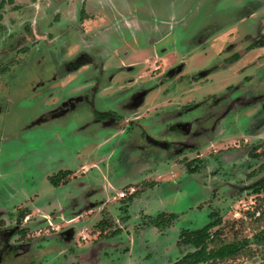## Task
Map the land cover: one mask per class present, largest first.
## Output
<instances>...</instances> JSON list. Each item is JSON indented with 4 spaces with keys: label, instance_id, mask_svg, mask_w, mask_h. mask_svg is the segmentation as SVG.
Returning a JSON list of instances; mask_svg holds the SVG:
<instances>
[{
    "label": "rangeland",
    "instance_id": "374dc122",
    "mask_svg": "<svg viewBox=\"0 0 264 264\" xmlns=\"http://www.w3.org/2000/svg\"><path fill=\"white\" fill-rule=\"evenodd\" d=\"M101 1L102 5L98 3L99 0H93L90 5V8L98 12L87 7L85 14L82 15L81 8H84L86 0H11L6 6H0V15L10 18L6 21L7 24L10 21L16 26L20 23L26 24L28 30L34 26L30 20L38 17L43 18V22L46 20L44 17H47L61 25L59 32L62 30L67 36L60 39L58 51L54 55L59 76L66 70L64 64L69 58L66 55L67 47L74 52L73 57L86 51L93 54L98 62L103 50L107 53L116 46L111 38L120 34L121 30L123 36L125 34L130 36L127 33L129 31L125 29V20L119 18L118 11L126 14L134 10L133 8L137 5L140 9L138 13L149 10L152 13L149 17L154 22L167 24L170 37L178 46L174 51L175 61H187L185 70L180 74L183 80L175 86L176 89L170 91V94L167 92L169 88H164L162 94L152 93L148 98L152 102L142 108L145 109L146 106L150 108L149 112H145V117H141L139 124L131 131L117 137L105 148L108 150L119 142V147L110 161L111 172L114 170L116 174L114 177L117 180V191L110 192V195L116 196L120 190L128 192L131 186L137 191L142 187L146 189L128 210L125 207L127 199L122 200L117 195L90 223L84 221L86 218L92 219L93 216L89 217L88 214L80 217L82 220L71 221L78 211L87 209L86 204L90 203V199L87 198V196L90 197L88 191L90 188H86L83 181L98 188L102 185L101 175L97 170L83 173L77 168L84 159L91 160L96 156V144L108 135L109 131H113L92 120L93 104L100 108L115 105L119 99L129 102L132 100L133 89H124L116 94L114 91L110 94L113 96L110 99L97 94L95 99L78 101L75 108L58 116L55 120L41 119L40 114L43 112L45 99L40 96L46 95L52 88L49 85H37L43 76L42 69L39 67L40 61L35 64L27 60L26 66L19 70L23 82L11 88L10 99L4 104L5 115H0V210L3 211L11 206L7 216L0 215V221L13 226L28 220L29 217L26 218V215L31 216L34 212V216L28 220L23 228L24 231L19 230L18 234L21 237L18 239L15 236L11 240V242L22 241V246L9 251V244L3 243L4 238L0 233V264H79L77 258L85 256L88 259H85L83 264H128L130 262L132 264H171L186 252L195 249L192 245H178L181 230H194L204 226L210 221L211 212H216L222 218V223L213 228V230L221 228L219 243L229 242L235 238H252L259 229L264 227V221L259 218L258 213L263 212L264 215V190L258 194L249 190L231 191V188L223 183L230 178V175L224 174L225 170L232 171L230 162L224 166L217 157H220L225 150L216 151L218 147L228 145L223 144V140L208 142L209 138H213L221 131L218 124L219 111L223 108L222 106L232 100L229 98L236 95L234 92L221 99L222 94L226 93V86L241 82L244 76L259 72L257 66L242 69L247 61L256 57L251 56L259 53V50L245 56V61L230 64L225 68H221L219 62L221 63L223 57L246 45L247 40L242 38L244 34H250L247 39L257 37L261 17H264V0ZM140 1H145L146 7ZM112 4L116 6L115 10ZM98 14L100 21H98ZM81 23L85 24L86 33L80 27L76 28ZM9 26L12 27V25ZM9 26L6 28L8 29ZM43 27L46 30L39 33L45 32L48 35V26L43 24ZM135 27L139 32L137 22ZM105 28L111 41L107 44L102 42L101 45L100 39L105 33ZM166 31L167 29L165 31L162 29L150 37H162ZM67 41L69 46L61 49ZM234 42L238 44L233 49L227 50V44ZM41 43L42 41L33 46V50L38 51L36 55L40 53ZM172 43L166 46L172 47ZM191 44L192 47H190ZM160 46L159 43L152 49L154 50L155 47L160 49ZM220 49H224V52L218 56ZM145 57L146 55L143 54L140 59ZM262 58L264 59V53ZM42 63L49 64L50 57L42 58ZM168 63L169 61L165 64L168 65ZM151 68V66L148 67V70ZM209 68H216V70L206 77L201 76L199 80L193 79ZM260 71L262 72V69ZM148 73L153 74L151 70ZM71 75L72 78H69ZM71 75L68 77L69 81L66 77V85L59 83V91L66 95L67 91L69 93L67 87H73L75 96L86 93V89L83 88L88 79L86 69L76 70ZM243 85L245 84H241L238 88L243 89ZM254 87L258 89L256 85ZM260 87H263L264 92V85ZM2 96H4L3 92ZM2 96L0 99H3ZM259 115L263 116L264 112ZM178 121H194L197 124L193 132L187 134L174 128ZM16 130L22 132L15 135ZM193 133L197 134L196 140L200 144L208 143H204L207 145L198 151L193 148L191 152L181 147V143H188ZM144 134H146L145 137L152 135L167 140L174 144V148L164 149L149 144ZM16 138H20L19 150L10 145ZM236 142L239 143L237 140ZM138 146H144V148H137ZM77 149L82 151V157H78ZM197 154H200L199 157ZM243 157L245 162L251 159L247 155ZM192 160L194 163L189 165L188 163ZM243 164L247 165V163ZM195 165L197 170L192 172L190 168ZM163 167H166L164 170H170L171 174L167 171L166 173L155 171L154 173L157 174L152 175L146 173L149 169ZM66 169H71L72 175L77 176L72 177L68 185L60 186L50 182L52 175ZM246 170L243 169L244 172ZM111 172L108 171L107 175L112 176ZM127 177L132 182L129 185H125L124 181ZM146 177L150 178V181L145 180ZM154 178L161 179L155 187L152 186L155 182L152 180ZM144 181L145 184H140ZM147 187L150 190H147ZM36 193L39 194L38 200L32 201ZM79 196L84 197L83 200ZM71 197L72 200L76 198L73 202L76 203V213L73 214L70 211V216L65 214L63 218H54L55 223H53L58 227L55 230L58 231L52 229L51 223L41 224L44 221L42 216L51 211L46 209L50 207L51 199L67 205ZM105 197L103 193L94 194L91 202L98 201L100 204V200ZM39 207H44V210L38 209ZM254 210L256 213L250 214ZM163 212L174 213L176 219L169 228L159 229L152 225L151 219ZM127 218H130L128 224L125 223ZM70 226L76 229L71 245L57 237L60 231H66ZM85 227L88 228L83 231L86 240H80V233ZM116 229L121 231L115 238L108 239L116 243V246L109 248L103 244L104 242H99L100 234H113ZM130 236L135 242L134 247L129 242ZM125 245L132 247L131 257L126 252L129 248ZM215 245L210 243L209 246L212 248ZM249 246L254 253L245 250L240 255L218 264H264V241L253 240Z\"/></svg>",
    "mask_w": 264,
    "mask_h": 264
},
{
    "label": "flooded vegetation",
    "instance_id": "af4514ba",
    "mask_svg": "<svg viewBox=\"0 0 264 264\" xmlns=\"http://www.w3.org/2000/svg\"><path fill=\"white\" fill-rule=\"evenodd\" d=\"M9 1L11 0H0V6H6ZM92 2L93 0H86V2L84 3V8H81L82 15L85 14V9H87V7L90 8ZM140 2L143 4V6L146 7L145 1ZM98 3L102 5L103 2L99 0ZM112 7L114 10L116 9V6L113 4ZM90 9L96 11L94 8ZM133 9L134 10L126 14L118 11L119 18L125 20V29L129 31L127 33H129L130 36H126V34L125 36H123L121 30L120 34H117L116 37L111 38V40L115 42L114 44H116V46H114L107 53H105V50H103L98 62H96V58L93 54L86 51L81 52L77 56L73 57L74 52L68 50L70 48L67 47L69 46L68 41L64 43V46L63 44H61V46H63L61 49L67 47L66 55L69 56V58L65 60L64 66L66 70L60 76L56 71L57 63L54 59V55L58 51L59 41H61L60 39L67 36L66 34H63L64 32H62V30H60L59 32V28L61 25H59L57 21L47 17H44L46 18V20H44L43 22V18L38 17L30 20V22H32L34 26L28 30V26L26 24L23 25L22 23H20L22 27L20 25L16 26V24H13V22L11 21L7 24L6 21H8V19L10 18H6V16L4 17L0 15V96H2V92L4 93V96H2L3 99H0V115H5L3 113L4 104L10 99L9 96L11 95V88L16 84L23 82L19 70H22L26 66L27 60H29V63L33 62L35 64L40 61L39 67L42 69L41 71L43 73V76L39 79L37 85H49L52 88L46 95L40 96L41 98L45 99L42 107L43 112L40 114L41 119L55 120V118H58V116H62L66 114L70 109L75 108L78 105V101L91 100V98L95 99L97 94H101L104 98L110 99L113 97L110 94L114 91H116L114 93L116 94L124 89H133V91L131 92L132 100H130L129 102L119 99L117 102H115V105L100 108L96 107L92 103V120L100 123L104 127L111 128L113 131H109L108 135H106L96 144V156L91 160L84 159V161L79 165L81 167L84 164H88L92 165L91 170L95 169L98 172H100L99 170H101L100 180L102 179V184L104 183V179L111 180V188L107 192H104L103 187L101 189L100 187H95V189H98L97 191H94L95 189L93 187H86L90 188V190H88L90 193V197L87 196V198L90 199V202L92 195L99 193L105 194V200L116 197L115 195L113 197L110 195V192H115L117 190V180L116 177H114V175L116 174L114 173V170L111 172L112 166L110 164V161L119 147V142H116V144H114L112 148L105 150V148L109 146L108 143L113 142L119 136L125 135L126 133L131 131L134 126L139 124L138 121L141 119V117H145V112H149V106H146L145 109L142 108H144L146 104H150L152 102L148 99L152 95V93L156 94V92H159L160 94H162V90H164V88H169V91L167 92L170 94V91L172 89H176L175 86L183 80V76H181L180 74L185 70L187 64V61H175L174 51L177 50L178 46L174 39L170 37V32L168 31L167 24L165 22H154L149 17V15L152 14L149 10L138 13L140 9L137 5H135ZM168 14L170 16V9L168 11ZM98 21H100V18ZM136 22L139 28V32L135 27ZM87 23L89 25L91 24V22ZM43 24L48 26V35H46L45 32H42L45 33L44 35L42 33H39V31L46 30L43 29ZM9 25H12V27ZM6 26H9L8 29L6 28ZM79 27L80 29L84 30L83 32H85L86 26L84 23H81L80 25L78 24L76 28L79 29ZM162 29L163 31L167 29L162 37H150V35L154 36L155 32H158ZM258 29L259 30L257 32L256 38L247 39L250 34H244L242 38L247 40L246 45H244L240 49H236V51H234L232 54L223 57L221 59V63L218 61L219 64H221V68L230 66V64L240 63L241 60L251 51L264 49L263 18L259 23ZM100 40V44L102 42L107 44L109 41H111L110 37L106 34V28L105 33L101 36ZM40 41H42L41 47H39L40 53L36 55L38 51L36 52L35 50H33V46ZM159 43L161 44L160 49L155 47L153 50L152 47L157 46ZM171 43L172 47L166 46V44ZM237 44L238 42L228 43L226 49L231 50ZM190 47H192V44L190 45ZM223 52L224 49H220L218 51V56H220ZM143 54L146 55V57L141 60L140 56ZM47 56L50 57V63L47 65H43L42 58H45ZM255 56V58L247 61L246 65L242 69L245 70L246 68H255L257 66L256 68L259 70V72L253 73L249 76L247 75V77L244 76L243 81L236 84L231 83L226 86V93L222 94L221 99L231 95L234 92L236 95H233L234 97L229 98L232 100L228 104L222 106L223 108H221V111H219L220 116L218 115V119L220 120V122L218 124L219 127H221V131L213 136V138H209L208 142L223 140V144L227 143L228 145L218 147L216 151L219 152L225 150V152H223L222 155L217 158H220L224 166H227L226 164L230 162L229 165L231 166L232 171H237L232 172L231 170H225L224 174L230 175V178L229 180H225L223 183H225V185L227 184L226 186L228 188H231V191L243 190L244 192L245 190H249L258 194L264 190V159L262 160V157H264V115H259L264 112V92L262 91L263 87H260L261 85H264V61L260 62L261 60H263V53H257L255 54ZM167 61H169L168 65L165 64L167 63ZM157 62H159L160 64H158ZM150 66L152 67L150 70L153 74L148 73L150 71L148 70V67ZM81 69H86L87 72L88 79L83 85V88L86 89V93H84L83 95L75 96L73 95V91L75 89L73 87H67L69 93L67 91L66 95L62 94V92L59 91L58 88V86L60 85L59 83H63L66 85L65 79H67L72 74V72ZM261 69L262 72L260 71ZM213 70H216V68L205 69V71L201 72L200 76L198 74L197 76H195V78L193 77V79L196 81L199 80L201 76L206 77ZM69 78H72V75ZM69 78L67 79V81H69ZM241 84H245L243 85V89L238 88L241 87ZM255 85L258 89H255ZM89 92L91 93L88 94ZM6 93L8 96L6 95ZM45 105L49 107H46ZM178 122L179 123L176 122L174 128L179 129L180 132H184L187 134H191L195 128L194 126L197 124V122L195 123L194 121ZM21 132V130H16L14 134L18 135ZM143 136L145 140L146 138L148 139L149 144H154L152 140H156L158 141V144L154 145L160 146L164 149L174 148V144L162 138L159 139L152 135H147V137H145L146 134H144ZM196 136L197 134L193 133L192 137L189 139V142L181 143V147H184L187 150L193 152V148L198 151L199 149L207 145L204 143L208 142L200 144L199 141L196 140ZM235 137L238 138L235 139ZM236 140L239 141V143H237ZM19 141L20 138L14 139L12 144H10L12 148L19 150ZM196 146L199 147L196 148ZM137 148H144V146H138ZM77 150L78 157H82V151L80 149ZM199 155L200 154H197L198 157ZM243 155L249 156L251 158L250 161L245 162ZM243 163H247V165L245 166ZM243 169L247 170L244 172ZM249 169L252 170L247 172ZM155 170L162 171V169L160 168L158 170ZM155 170L149 169L146 173L147 175H150L155 172ZM108 171L111 172L112 176L107 175ZM72 177H76L75 175H72V170L66 169L64 171L57 172L55 175H52L50 182L52 184L66 186L69 184ZM124 179H126L124 180L126 183L131 182V179H129L128 177ZM144 179L146 180L147 177ZM147 180L150 181V178ZM147 182L148 181H146V183ZM140 184H145V181ZM262 185L263 187H261ZM142 188L138 191H135L139 192V194H142L146 189ZM36 197H39L38 193H36L34 199H36ZM79 197H81V200H83L84 198L82 196ZM75 199L76 198L72 200L71 197L69 199L70 203H68L67 205L51 199L49 203L51 211L42 216L44 221L41 224H43L44 222L51 223V220L62 216V214L63 216L65 214H69L67 216H70V211L75 214L76 203H73ZM93 203L94 205H97V203L99 202L97 201ZM88 205L89 203L86 204V208L88 207ZM10 207L5 210L3 209V211L0 210V215L7 216L9 214H7V211H10ZM82 211L84 210L81 209L74 216L79 215ZM255 213L256 212L254 210L250 214ZM258 213L260 215V212ZM54 215L57 216L54 217ZM33 216V214L30 217L28 216V220H30ZM28 220L26 219L22 224H15L13 226L2 223L0 221L2 223L0 225V233L4 238L3 243H5V245L9 244V251H12L16 247H20L23 245L22 241L20 240L18 242L14 240L13 242H11V240L15 236L18 239L21 237V235L18 234L19 230L21 232L25 230H23V228L28 223ZM35 221L39 222V220ZM170 226H168V228ZM10 229H12L13 231ZM250 243H252V241ZM2 249L4 250V248Z\"/></svg>",
    "mask_w": 264,
    "mask_h": 264
},
{
    "label": "trees",
    "instance_id": "16d2710c",
    "mask_svg": "<svg viewBox=\"0 0 264 264\" xmlns=\"http://www.w3.org/2000/svg\"><path fill=\"white\" fill-rule=\"evenodd\" d=\"M192 163H194V160L190 161L188 164L192 165ZM190 170H192V172L196 171L197 166L195 165L193 168H190ZM261 187H263V185ZM129 195L130 196L127 195L128 198H126L127 196L121 198L122 200L127 199L125 207L129 206L134 197L139 195V192ZM263 217V212H260L259 218L262 221H264ZM175 218L176 215L174 213L163 212L155 218H152L151 222L153 226L163 229L170 226ZM221 223V217L217 216L215 212H212L210 221L204 226L194 230H181L178 245H192L195 249L187 252L181 258L175 262H172L171 264H218L221 261L240 255L245 250H249L251 253H254V250L249 246L250 242L253 240L258 242L264 241L263 227L259 229V231H257L252 238H235L229 242L222 241V243H219V240H221V228L216 230H213V228L220 225ZM119 231L121 230L116 229L113 234L110 233L109 235L107 233H102L99 235V237H101V240L104 238L110 239L113 236H117ZM64 235L65 233H58L59 238H64ZM210 243H215V247L210 248Z\"/></svg>",
    "mask_w": 264,
    "mask_h": 264
},
{
    "label": "crops",
    "instance_id": "0c3cea01",
    "mask_svg": "<svg viewBox=\"0 0 264 264\" xmlns=\"http://www.w3.org/2000/svg\"><path fill=\"white\" fill-rule=\"evenodd\" d=\"M261 8V7H260ZM261 10V9H260ZM259 13H260V11H259ZM253 14H255V12L253 13ZM256 15H258V14H256ZM261 17V16H260ZM263 18V20H264V17H262ZM249 35V34H248ZM224 41V40H223ZM257 50H254V51H251V52H249L248 53V55H252L253 53H255ZM261 51V52H260ZM260 53H264V49H259V54ZM255 56V55H254ZM254 56H251V57H254ZM246 57H247V55H246ZM245 57V58H246ZM264 60V59H263ZM263 60H261L260 62H262ZM241 61H244V58L241 60ZM91 166L92 165H88V164H84L83 166H79L78 167V170L79 171H82L83 173H87V172H90V171H92L91 170ZM168 167V166H167ZM164 168H166V167H163L162 168V171L161 172H165L166 173V171H167V169L166 170H164ZM158 170V169H157ZM100 172H101V170H99ZM156 171V170H155ZM99 172V173H100ZM168 172V174H171V171L169 170V171H167ZM152 174H157V173H152ZM152 174H150V175H152ZM70 175H71V173H70ZM163 175V174H162ZM161 175V176H162ZM161 176H159V177H161ZM77 177V176H76ZM151 177H153V176H151ZM171 177L173 178V176L171 175ZM149 178V177H148ZM102 180V179H101ZM152 180H154L155 182H153V184H152V186L153 187H155L156 185H157V183L159 182V181H161V179L160 178H154V179H152ZM83 182H84V184H83ZM82 182V184L85 186V187H93L94 189H95V186H93V184H91V183H88V182H86V181H83ZM131 182H128V183H125V185H129ZM131 186V185H130ZM99 187H100V189L103 187V189H104V192H107V191H109L110 190V188H111V180H107V179H104V183L102 184V185H99ZM92 188V189H93ZM98 189H95L94 191H97ZM147 190H150V188H148ZM117 191V190H116ZM122 190H120L119 192H121ZM119 192L117 193V195H118V197H119ZM143 194V193H142ZM141 194V195H142ZM116 195V196H117ZM140 194L139 195H136L135 197H134V199L131 201V203L129 204V206L127 207V209L126 210H128L129 209V207L131 206V204L134 202V201H136V199L137 198H140V196H141ZM120 198V197H119ZM36 199L38 200V197H36ZM36 199H32V201H34V200H36ZM111 201V199H104V200H101V202H100V204L99 203H97V205H94V203L93 202H90L89 203V205H88V207H87V209H85L83 212H81L79 215H76V216H74L72 219H71V221L72 222H76L75 221V219H77V221H79V220H82V219H80V217H83L85 214H88V215H90L89 217H92V219L91 220H87V218L84 220L85 222H87V221H89V223L95 218V217H97L99 214V212L100 211H102V210H104V208H105V206L108 204V202H110ZM36 207H38V206H36ZM47 207V206H46ZM35 207H33V209H34ZM51 207H47L46 209H50ZM38 209H44V207H41V208H38ZM34 213V212H33ZM33 213H31V214H33ZM55 216H57V215H54V217ZM62 216H63V214H62ZM62 216H60V217H62ZM28 217V216H27ZM30 217V216H29ZM64 217V216H63ZM62 217V218H63ZM130 218H128L127 219V221L125 222V223H127L128 224V220H129ZM52 222H51V224L50 225H54V221L53 220H51ZM70 221V220H69ZM28 222V221H27ZM54 222V223H53ZM57 227V226H56ZM36 228V227H35ZM37 229V228H36ZM57 229H58V227H57ZM88 228L87 227H85V229L84 230H82L81 231V233H80V240L81 239H84V240H86V235H84V233H83V231H86ZM33 230H34V228H33ZM55 231H58V230H55ZM59 233H65V237L64 238H60L61 240H66V242H67V244L69 243L70 245H71V243H72V241H73V239H74V235L76 234V229H75V227L74 226H70V228H68L66 231H60ZM127 233H130L129 231H127ZM82 234V235H81ZM83 236H85V238H83ZM57 237H58V234H57ZM116 236H113V238H115ZM96 239H98V238H96ZM104 242L103 244L105 245V246H107V247H113V246H116V243H112V242H110L109 240H108V238H104V239H102V240H99V242ZM134 240L132 239V237L130 236V238H129V242H131V246H133L134 247V243L135 242H133ZM125 246H127V245H125ZM131 246H127L129 249H127L126 250V252H128L129 253V256L131 257L132 256V247ZM102 253H104L103 251H102ZM85 259H88V257L87 256H85V257H81V258H77V262L80 264H83L84 263V261H85ZM128 260L130 259L129 257L127 258ZM82 261V262H81ZM128 264H132V262H130V263H128Z\"/></svg>",
    "mask_w": 264,
    "mask_h": 264
},
{
    "label": "built area",
    "instance_id": "2783aa9c",
    "mask_svg": "<svg viewBox=\"0 0 264 264\" xmlns=\"http://www.w3.org/2000/svg\"><path fill=\"white\" fill-rule=\"evenodd\" d=\"M135 188L133 186L130 187V191L126 192L125 190H122L121 192H119V197L123 198L129 194H133L135 192ZM52 229H57V227L55 225H52ZM83 238H85V236H83Z\"/></svg>",
    "mask_w": 264,
    "mask_h": 264
},
{
    "label": "water",
    "instance_id": "95a60500",
    "mask_svg": "<svg viewBox=\"0 0 264 264\" xmlns=\"http://www.w3.org/2000/svg\"><path fill=\"white\" fill-rule=\"evenodd\" d=\"M152 141H153L154 144H158V141H156V140H152Z\"/></svg>",
    "mask_w": 264,
    "mask_h": 264
}]
</instances>
